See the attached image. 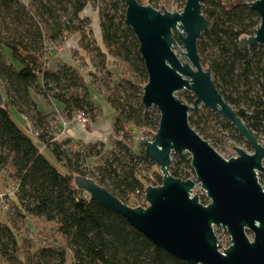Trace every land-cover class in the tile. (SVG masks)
Wrapping results in <instances>:
<instances>
[{
  "label": "trees",
  "instance_id": "1",
  "mask_svg": "<svg viewBox=\"0 0 264 264\" xmlns=\"http://www.w3.org/2000/svg\"><path fill=\"white\" fill-rule=\"evenodd\" d=\"M249 1L205 0L202 13L211 26L201 35L197 49L221 95L261 141L264 49L238 46L239 39L251 35L260 21ZM89 4L98 11L103 49L83 14ZM148 4L158 8L154 0ZM124 12V0H0V90L6 100L0 106V175L6 187L0 190L4 202L0 264H65L68 254L73 264H185L162 252L73 182L77 174L93 178L131 206H146L145 186L161 182L140 139L135 142L136 128L153 136L159 112L156 108L145 112L141 103L147 74L137 39L124 24ZM74 34L75 44L64 46ZM32 92L49 106L59 103L65 119L84 112L89 123L100 112L93 95L102 94L113 109L107 140L76 146L69 139L59 140L51 113L38 109ZM186 99L192 104L193 95ZM10 107L26 118L30 132L16 125ZM188 121L211 145L223 140L220 125L250 149L226 119L207 108L191 112ZM170 173L181 179L193 177L190 155L173 154ZM197 194L205 204V195ZM3 213L5 220H1ZM26 222L34 225L35 233Z\"/></svg>",
  "mask_w": 264,
  "mask_h": 264
},
{
  "label": "water",
  "instance_id": "2",
  "mask_svg": "<svg viewBox=\"0 0 264 264\" xmlns=\"http://www.w3.org/2000/svg\"><path fill=\"white\" fill-rule=\"evenodd\" d=\"M205 0H185L180 10L124 0V24L138 42L147 80L142 87L144 111L155 107L159 121L153 136H141L147 159L161 175L158 185L144 188L146 206H130L95 179L75 175L77 189L122 216L162 252L185 264H264V144L248 129L217 89L209 68L202 65L197 44L210 28L202 13ZM259 16L251 35L239 48L264 49V0L248 2ZM193 95L192 105L175 96ZM0 90V106L5 105ZM207 108L226 119L248 143L251 152L232 146L235 155L222 157L190 124L188 116ZM190 155L193 177L170 173L172 155ZM199 189L207 202H200ZM222 227L229 244L222 247L214 228ZM251 233V238L248 235Z\"/></svg>",
  "mask_w": 264,
  "mask_h": 264
},
{
  "label": "rangeland",
  "instance_id": "3",
  "mask_svg": "<svg viewBox=\"0 0 264 264\" xmlns=\"http://www.w3.org/2000/svg\"><path fill=\"white\" fill-rule=\"evenodd\" d=\"M154 1L156 2V5L158 7H160L162 5L168 10H171L172 6L174 9L180 10L183 7L184 2H185V0H154ZM139 2L143 5H146L149 3V0H139ZM83 14L89 17L90 22H91L92 35H93L94 39L96 40L97 45L101 49H103V43H102V39H101V35H100L98 11L93 8L92 4H89L84 9ZM76 39H77L76 34L70 35L69 37H67V40L65 43L67 46L74 45ZM64 56H65V54H64ZM77 57H78V60L80 61L81 60L80 57L79 56H77ZM77 67L79 70L82 71L83 74H85V71H84L85 69L83 70L82 66L80 64H78ZM119 70H120L119 72H122L121 69H119ZM96 75L98 78L101 77V74H99V73H97ZM117 77L119 78L120 76L119 75L116 76L114 78V80L117 79ZM113 82H115V81H112V83ZM98 83L101 84V82H99V81H98ZM107 85H111V83L108 81ZM189 94L191 95V92L186 91V90H180V91L175 93V96L178 97L179 99H181L186 104L192 105L186 99L187 95H189ZM31 95H32L33 100L36 102L39 110H45V111L50 110L49 106H47V104H45L44 100L42 98H40L39 95L35 94L34 92H32ZM93 98H94L95 102L98 104L99 109H100L99 117L96 120L95 127L97 126L102 131L101 132L102 138L107 140V130L109 129V126H110L111 117L113 114V109L107 103V101L105 100V98L103 97L102 94L94 93ZM55 104H59V103L56 102ZM152 108H155V107H151L150 109H152ZM10 113H11V117L14 120V122L16 123V125L19 126V128H21L23 131L28 133L27 129L25 128V124H24V121L21 117V114L18 113L14 107H10ZM51 118H52L51 124H52L54 130H56V132H57L56 128H58L59 121L57 119H55V117H53V116ZM54 121H55V123H54ZM84 126L85 125H83L82 127H84ZM217 129L222 134L223 140L213 142L212 146L216 149V151L222 157L229 158V157L235 155V151L233 150L232 146H239L242 149H244L245 151L251 152V149H249L243 141L235 140L226 129H223L220 125H217ZM134 135H135L136 144H138V141H139L141 136H145L143 130L137 129V128L135 129ZM261 143L264 144V138L261 140ZM44 155L48 159H50V161L59 169L60 172H64V168L54 160V158L51 156V154H49L47 151H44ZM141 172H143V171L141 170ZM259 182L261 183V185L264 188V179H262V177H259ZM0 190H6V187L2 183L1 175H0ZM195 192L200 193V190L196 189ZM129 204H132V203L129 202ZM5 219H6V217H5V214L3 213L1 215V220H5ZM26 225L32 233H35L36 230H35V227L32 223L26 222ZM214 231L216 233V236L219 237L220 243L224 247H226L229 244V238H228L227 233L221 227L214 228ZM65 264H73L72 258L69 254L66 256Z\"/></svg>",
  "mask_w": 264,
  "mask_h": 264
},
{
  "label": "crops",
  "instance_id": "4",
  "mask_svg": "<svg viewBox=\"0 0 264 264\" xmlns=\"http://www.w3.org/2000/svg\"><path fill=\"white\" fill-rule=\"evenodd\" d=\"M64 46H67V45H64ZM60 51L61 52L63 51V46L61 47ZM64 57L67 58L68 57L67 54ZM51 106H49L50 110H47V111L42 110V111L51 113V116L55 117V119L59 121L58 128H56L57 132H55L56 135L62 132L61 134L58 135L59 140L69 139L72 142V145L74 146H76L79 142H91V141H96V140L105 141V139L102 138L101 136L102 131L97 126L95 127L96 121L93 123H88L84 127H82L83 125H81L80 123L73 121V122H69L65 126V128H63L62 120L65 118H64V113L61 111L62 106L60 104H55V103H51ZM21 117L24 121L25 128L27 129L28 132H30L28 121L23 115H21ZM110 128H111V122H110L109 129L107 130V137L110 133Z\"/></svg>",
  "mask_w": 264,
  "mask_h": 264
},
{
  "label": "built area",
  "instance_id": "5",
  "mask_svg": "<svg viewBox=\"0 0 264 264\" xmlns=\"http://www.w3.org/2000/svg\"><path fill=\"white\" fill-rule=\"evenodd\" d=\"M73 121H76L82 125H87L89 123V118L88 116L84 113V112H77L75 113L71 119H63L62 120V126L63 128H65V126L69 123V122H73ZM62 132L58 133L56 136H58L59 134H61ZM4 202H3V195L0 194V205H2ZM219 242H220V239L219 237H217ZM222 245V244H221ZM222 247H224L222 245Z\"/></svg>",
  "mask_w": 264,
  "mask_h": 264
},
{
  "label": "flooded vegetation",
  "instance_id": "6",
  "mask_svg": "<svg viewBox=\"0 0 264 264\" xmlns=\"http://www.w3.org/2000/svg\"><path fill=\"white\" fill-rule=\"evenodd\" d=\"M259 177H262V179H264V175H262V174H258V178H259ZM260 184H261V183H260ZM262 187H263V186H262ZM263 189H264V188H263ZM221 228H222V227H221ZM223 230H224V229H223ZM224 231H225V230H224ZM248 235H249V237L251 238V236H252L251 233L248 232Z\"/></svg>",
  "mask_w": 264,
  "mask_h": 264
}]
</instances>
